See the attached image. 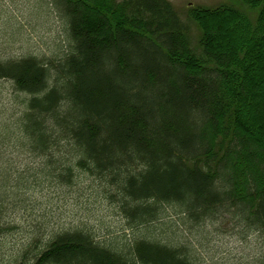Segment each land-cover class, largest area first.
<instances>
[{
	"label": "trees",
	"instance_id": "obj_1",
	"mask_svg": "<svg viewBox=\"0 0 264 264\" xmlns=\"http://www.w3.org/2000/svg\"><path fill=\"white\" fill-rule=\"evenodd\" d=\"M49 1L69 41L59 60L3 59L0 43V228L7 198L85 173L144 231L120 247L86 224L54 229L27 264H197L191 240L151 235L164 204L178 226L229 216L264 236V0H240L255 22L230 4L183 19L168 0ZM13 153L45 172H11Z\"/></svg>",
	"mask_w": 264,
	"mask_h": 264
},
{
	"label": "rangeland",
	"instance_id": "obj_2",
	"mask_svg": "<svg viewBox=\"0 0 264 264\" xmlns=\"http://www.w3.org/2000/svg\"><path fill=\"white\" fill-rule=\"evenodd\" d=\"M169 1L182 18L189 6L219 4L240 8L252 22L257 16L256 10L240 0ZM7 17L15 20L16 25ZM13 29L18 30L13 34ZM191 34L195 40L199 36L195 24L191 25ZM1 41L13 43L12 49L2 54L3 59L31 54L59 60L69 50L65 25L49 0H0ZM8 156L6 164L13 167L11 172L23 171L27 166L34 168V174L45 172L40 168L39 157L16 153ZM47 181L42 179V184L27 193L21 191L22 196L7 198L0 228V264H27L54 229H73L86 224L84 230L91 231L99 242L108 243L112 238L110 242L120 247L131 244L144 231L143 227L131 230V220L122 209L118 190L112 186L103 188L101 184H106L99 178L80 173L77 182L65 189ZM176 220L171 206L164 204L163 215L151 224L154 231L151 235L172 244L191 240L197 247L194 255L197 264H259L264 257V236L259 232H244L229 216L214 224L207 220L206 224L195 227L178 226Z\"/></svg>",
	"mask_w": 264,
	"mask_h": 264
}]
</instances>
